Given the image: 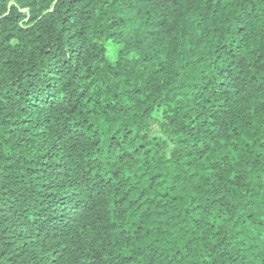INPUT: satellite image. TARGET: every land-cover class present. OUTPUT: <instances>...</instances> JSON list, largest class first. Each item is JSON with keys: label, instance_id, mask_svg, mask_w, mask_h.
I'll return each mask as SVG.
<instances>
[{"label": "trees", "instance_id": "16d2710c", "mask_svg": "<svg viewBox=\"0 0 264 264\" xmlns=\"http://www.w3.org/2000/svg\"><path fill=\"white\" fill-rule=\"evenodd\" d=\"M0 264H264V0H0Z\"/></svg>", "mask_w": 264, "mask_h": 264}, {"label": "rangeland", "instance_id": "374dc122", "mask_svg": "<svg viewBox=\"0 0 264 264\" xmlns=\"http://www.w3.org/2000/svg\"><path fill=\"white\" fill-rule=\"evenodd\" d=\"M108 47V58L110 61L115 62L117 59L118 51L120 50V47L116 46L115 44L109 43L107 45Z\"/></svg>", "mask_w": 264, "mask_h": 264}]
</instances>
